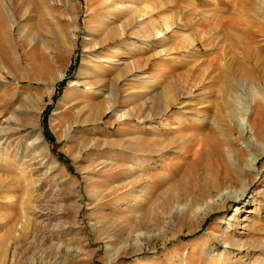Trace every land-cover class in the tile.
Here are the masks:
<instances>
[{"label":"rangeland","instance_id":"1","mask_svg":"<svg viewBox=\"0 0 264 264\" xmlns=\"http://www.w3.org/2000/svg\"><path fill=\"white\" fill-rule=\"evenodd\" d=\"M1 2L21 63L3 64L0 51V110L16 128L9 153L0 146V264H222L211 256L224 255L235 238L244 248L229 249V264L237 257V264H257L264 247V78L227 86L217 75L223 62L227 74L236 64L230 52L223 58L230 47L223 33L258 29L264 0ZM170 83L168 116L180 115L166 132L178 150L174 161L184 137V148L197 151L194 165L205 168L198 142L208 137L226 152L225 161H211L233 169L236 187L212 198L213 209L198 222L189 217L200 205L179 212L191 203L187 195L160 221L141 223L130 212L138 192L117 141L168 126L146 118L141 106L156 96L165 109ZM98 103L112 107L99 121L92 115ZM39 131L43 140L34 138ZM201 206L200 213L209 209ZM168 213L181 220L168 226Z\"/></svg>","mask_w":264,"mask_h":264},{"label":"bare ground","instance_id":"2","mask_svg":"<svg viewBox=\"0 0 264 264\" xmlns=\"http://www.w3.org/2000/svg\"><path fill=\"white\" fill-rule=\"evenodd\" d=\"M5 15V6L0 0V51L2 52L1 62H3V64L7 63L11 64L12 66H17L21 63V58L18 55L21 47H19V45L16 43L13 30L11 26H8ZM234 24H238V18H235ZM257 26L258 29L254 30L253 32L244 29L243 31H239L237 29L238 27H233V29L236 31H231V29H229L223 33V36L227 37L225 38V41L230 44V47L224 51L225 54L223 58L230 52L231 60L235 61L236 64L233 65L231 74H227L226 69L223 67L228 65L225 64L228 62H223L222 65L220 64V72L217 75L219 76V83L222 82L228 86L234 85V82L243 77H248L254 81L264 78V24ZM194 40L197 41L196 38ZM80 74H84V71L81 70ZM63 75L64 74H62L59 78H62ZM74 84H76V82H74ZM173 84L174 83H170L165 89V102L167 104L165 109L162 108V98L160 100V98H157L156 96H148L147 99H149V101L147 100L143 103L144 106H141L142 111H147V115H145L146 118H154L160 121H166L169 127L149 126L146 128L147 130L145 129L146 133L139 130L135 132L132 137H130L128 142L126 141L125 143H121V141H117V144H119L120 147L119 153L123 157V163L121 164V167L126 165V169H129V173H131L132 177L131 184L132 186L136 185L135 191L138 192L133 205H131L130 212L133 214L135 213L136 219L139 222H141L142 219L147 220L150 218H152L154 222L160 221L165 215L167 216L168 208L170 210V208L177 206L181 201L187 199V195H191V203H189L188 206H181L179 212L181 209L183 211L187 210L188 208L191 209L193 205H200V208L195 209L193 214H191L189 217L190 220L194 219L198 222L201 220V217L206 218L209 212L213 209L215 202L212 198L217 196L218 193L220 194L221 191L223 194H228V191H231L229 189L236 187L235 182L232 181V179L235 180L233 178V169L231 168V170L228 166L223 169L222 167L217 166L218 163L211 161L213 156L219 160L222 159L225 161L226 152L219 142L212 143L208 137H203L199 139V142L197 141L201 145V151L198 153L199 157L201 158L204 156L207 162L205 168H199L198 166L194 165L198 161L196 159V156H198L197 151L184 148V145L187 144V140L182 136V138L180 137L182 142L179 145V147H181V151H179L178 156L175 158L177 160L174 161L175 156L173 153L178 152V150L172 149L174 144L173 138L167 136L166 134V132L170 130L174 131V129L171 128V125H173V121L176 120L174 117L177 115L168 116L169 111H171L173 107V103L170 100V98L173 96ZM223 101L224 100H220L216 104L217 109L215 111V117L217 119H219V116L222 118V111L220 112V110L223 108ZM110 108L112 107L108 106L105 108L102 103H98L94 105L92 115H97V121H99L103 117L104 113H106ZM1 115L6 117L2 122L3 124L0 125V146L3 147L4 153H9L12 132H14V129L16 128L11 124L13 119L12 115H8L4 112V110H0V116ZM180 123L183 124L182 122ZM217 124L215 125L217 126ZM210 126H212V124ZM216 126H212L211 129H213L215 132H219V130H217L218 127ZM33 127L35 131L37 126L33 125ZM176 129H178L177 132H179V130L180 132L182 131V128ZM183 135L186 137V134ZM34 138L43 140V134L39 131L37 136ZM184 159L191 161L190 164H188V167L180 172L177 165ZM106 162L107 161H105V164ZM168 166L169 169L167 168ZM201 168L202 171L200 170ZM121 171H125L124 168H122ZM158 178L164 180V182L159 186L156 184V179L158 180ZM253 182V180L249 181L250 184ZM147 185L149 186L147 187ZM230 197L231 194L228 196V198ZM205 203L208 205L209 209L200 213V209L202 207L201 205H205ZM185 214L184 216H186ZM168 216H170V220L167 225L170 226L177 220V217L176 215H170L169 213ZM179 219L181 220V218ZM190 227L191 231H189L192 232V225ZM9 235L10 234H8V236ZM0 240L2 241V237ZM1 244L3 245V243ZM260 246L262 247L261 244H259L257 247L259 248ZM233 247L236 248L243 246L236 238L231 239L228 242V250L226 253L224 255H215L214 253L211 256V259H221L222 264H229L233 252V250L229 249ZM253 248H255V246ZM2 250L4 249L2 248ZM2 250L0 249V251ZM260 250H262L263 253L261 254L263 255L259 256L258 263L261 262L264 264V247H262ZM239 260L240 258L237 257L235 263L233 264L239 263Z\"/></svg>","mask_w":264,"mask_h":264},{"label":"trees","instance_id":"3","mask_svg":"<svg viewBox=\"0 0 264 264\" xmlns=\"http://www.w3.org/2000/svg\"><path fill=\"white\" fill-rule=\"evenodd\" d=\"M47 131H48V130H47V127H46V136H47V137H49V136H48V134H49V133H48ZM49 138L52 140V138H51V137H49ZM59 155H60V157H61V158H63V159H64V157H63V155H62V154H59Z\"/></svg>","mask_w":264,"mask_h":264}]
</instances>
